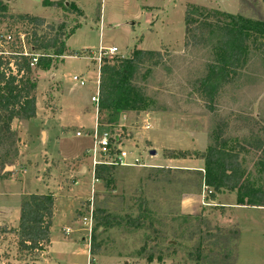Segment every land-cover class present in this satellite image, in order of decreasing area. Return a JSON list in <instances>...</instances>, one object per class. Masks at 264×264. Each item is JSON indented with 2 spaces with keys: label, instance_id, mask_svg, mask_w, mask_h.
<instances>
[{
  "label": "rangeland",
  "instance_id": "374dc122",
  "mask_svg": "<svg viewBox=\"0 0 264 264\" xmlns=\"http://www.w3.org/2000/svg\"><path fill=\"white\" fill-rule=\"evenodd\" d=\"M60 1L8 3V14L15 17L28 13L55 27L63 24L65 32L74 29L66 45L76 53L57 58V68L34 70L37 116L15 119L16 143L0 145V158L9 151L0 176V228L18 225L23 196L52 192L51 244L38 256L20 258L15 236L0 234V264H264V207L238 205L235 192L208 199L204 161L170 156L205 152L216 127L225 122L226 137L245 147L247 174L252 180L261 177L257 141L264 146V59L253 54L213 103L206 100L200 80L213 60L216 37L186 47L184 14L198 5L264 19V2L64 1L81 12L45 4ZM15 17L0 21V50L6 55L12 41L33 51L25 38L30 27ZM112 47L117 52L108 58L127 57L135 49L163 54L137 82L153 102L151 111L112 119L105 112L98 119L91 100L98 88V58ZM74 75L85 84L74 81ZM104 132L123 133L117 147L127 152L107 181L94 176V162L100 161L96 142ZM97 208L123 220L141 216L145 221L139 228L98 226L93 219ZM93 236L101 243L95 255L90 253Z\"/></svg>",
  "mask_w": 264,
  "mask_h": 264
},
{
  "label": "trees",
  "instance_id": "16d2710c",
  "mask_svg": "<svg viewBox=\"0 0 264 264\" xmlns=\"http://www.w3.org/2000/svg\"><path fill=\"white\" fill-rule=\"evenodd\" d=\"M64 1L45 2L57 8L81 12L76 5H64ZM264 2V0H262ZM196 14H199L197 16ZM15 16L8 14V4L0 0V21ZM22 21L29 30L26 43L33 49L32 53L41 56L34 67L32 57L23 54V47L17 41L11 42L12 52L0 53V145L16 143L12 128L15 119H30L37 116V81L34 70L57 68L56 59L75 55V51L66 45V39L74 29L65 32L64 25L55 27L41 16L19 14L15 17ZM186 40L185 46H202L208 37H216L212 47L213 60L206 67V74L200 80L199 91L208 101L214 102L223 88L238 77L247 66L253 54L264 59V19L249 18L241 14H232L220 10H208L198 5H191L184 14ZM1 51V50H0ZM163 59L157 50L135 49L127 57L107 56L99 66L98 85V119L109 112L111 119L121 113H147L153 103L146 97L142 87L137 83L149 74L151 66H156ZM143 77V78H142ZM227 123L221 122L211 137L205 152H172L171 157L186 159L200 158L204 161L203 180L208 199L216 200L223 192H235L238 205L264 207V146L258 140L263 157L260 159L261 177L251 179L244 166L243 145H233L226 137ZM121 137L123 133L120 134ZM114 142V140H113ZM113 144V143H112ZM120 152L117 145L111 146L110 158ZM9 151L0 158V176L7 164ZM169 156V155H168ZM116 165L98 164L94 176L98 180L111 179ZM55 196L52 192L31 193L23 196L20 205L19 220L16 227H2L0 234H13L16 251L20 258L38 256L51 244V226L54 214ZM93 219L98 226L113 228L123 223L133 228L143 225V217H129L126 220L111 215L102 208L93 211ZM101 243L96 236L91 238L90 253L95 255ZM201 251H198L199 255ZM160 258V257H159ZM162 258V257H161ZM153 255L149 256V261ZM93 261V259L91 260ZM27 264V263H26Z\"/></svg>",
  "mask_w": 264,
  "mask_h": 264
},
{
  "label": "built area",
  "instance_id": "2783aa9c",
  "mask_svg": "<svg viewBox=\"0 0 264 264\" xmlns=\"http://www.w3.org/2000/svg\"><path fill=\"white\" fill-rule=\"evenodd\" d=\"M7 40H12V36H8ZM24 42V41H23ZM23 44V43H22ZM117 52V48L116 47H112L109 48L107 50H101L100 54H99V58L98 61L99 63L101 62V60L109 55H114ZM0 53H2V51H0ZM5 53V52H4ZM23 54L26 56H31L32 57V62H31V66L34 67L35 64L37 63V59L39 58V56H41L38 53H32V52H27L23 50ZM100 66V64H99ZM72 79L76 82H78L81 85L85 84V80L77 75H74L72 77ZM99 81V80H98ZM99 85V82H98ZM91 100L93 102L96 103V105H98L99 99H98V90L95 93V95L92 96ZM77 135H81V132L78 131ZM121 135L117 134L115 136H113L110 132H104L102 134V137L97 140L96 144L97 146H99L100 148V161L97 160L96 162H94V165H98V164H109V165H122L124 164L123 159L127 156V152L126 151H122L120 150L119 154L114 157V158H110V150H111V146L113 145H118L121 142ZM95 139H96V135H95ZM114 140V142H113ZM113 143V144H112ZM118 148V147H117ZM94 166V168H95Z\"/></svg>",
  "mask_w": 264,
  "mask_h": 264
},
{
  "label": "water",
  "instance_id": "95a60500",
  "mask_svg": "<svg viewBox=\"0 0 264 264\" xmlns=\"http://www.w3.org/2000/svg\"><path fill=\"white\" fill-rule=\"evenodd\" d=\"M12 0H4V3L8 4V3H11ZM65 5L67 6L68 5V2L66 1ZM133 24V23H132ZM155 151H151V154H154ZM83 169H85V167H82ZM8 169V168H7ZM82 173V172H81ZM82 241H85V238L82 239Z\"/></svg>",
  "mask_w": 264,
  "mask_h": 264
},
{
  "label": "crops",
  "instance_id": "0c3cea01",
  "mask_svg": "<svg viewBox=\"0 0 264 264\" xmlns=\"http://www.w3.org/2000/svg\"><path fill=\"white\" fill-rule=\"evenodd\" d=\"M68 2V1H67ZM12 3V2H11ZM98 70H99V66H98ZM99 72V71H98ZM98 76H99V73H98ZM98 80H99V77H98ZM99 82V81H98ZM97 90H98V88H97ZM97 92V91H96ZM97 112H98V110H97Z\"/></svg>",
  "mask_w": 264,
  "mask_h": 264
}]
</instances>
